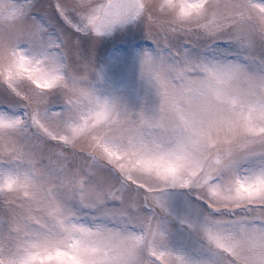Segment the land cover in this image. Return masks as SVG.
<instances>
[{"label":"snow or ice","instance_id":"1","mask_svg":"<svg viewBox=\"0 0 264 264\" xmlns=\"http://www.w3.org/2000/svg\"><path fill=\"white\" fill-rule=\"evenodd\" d=\"M0 264H264V0H0Z\"/></svg>","mask_w":264,"mask_h":264},{"label":"rangeland","instance_id":"2","mask_svg":"<svg viewBox=\"0 0 264 264\" xmlns=\"http://www.w3.org/2000/svg\"><path fill=\"white\" fill-rule=\"evenodd\" d=\"M114 43L118 45V44L120 43V41L117 40V41H115ZM138 43L143 44L144 42H143V41H138Z\"/></svg>","mask_w":264,"mask_h":264}]
</instances>
